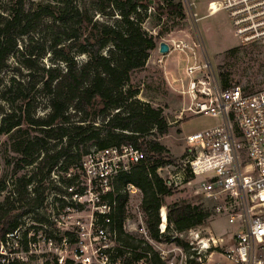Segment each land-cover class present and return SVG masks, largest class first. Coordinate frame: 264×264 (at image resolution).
Masks as SVG:
<instances>
[{
    "label": "trees",
    "instance_id": "trees-1",
    "mask_svg": "<svg viewBox=\"0 0 264 264\" xmlns=\"http://www.w3.org/2000/svg\"><path fill=\"white\" fill-rule=\"evenodd\" d=\"M72 1L27 5L26 0H12V6L0 14V135L15 137L16 168H31L29 174L14 181L0 203V240L24 219L44 225V232L51 236L53 223L46 205L54 207L55 214L66 206L82 208L71 201V195L80 192L75 187L83 157L93 150L133 145L141 150V160L128 172L116 175L110 191L101 197L110 205L106 217L113 238L108 251L112 262L168 264L148 240L160 243L165 233H172L171 242L192 258L185 257L184 263L199 264L180 235L204 225L212 213L202 203L182 201L165 206V197L173 195L174 189L166 186L158 170L173 160L157 139L168 133L169 125L163 110L139 99V89L130 85L132 74L146 68L149 54L161 38L159 33L153 37L142 29L147 9L182 17V4L99 0L107 2V10L101 8L99 13L113 18L108 23L84 20ZM42 29L48 30L49 45L38 50L34 35ZM23 38L27 44L19 49ZM47 54L48 66L43 63ZM79 56L85 60L79 61ZM6 71L11 72L8 78ZM224 76L220 74L223 89L237 86L227 84ZM39 110L44 111L42 117L37 116ZM128 185L140 193L139 209L148 240L124 229L129 218ZM69 188L74 189L69 192ZM50 194L51 202L46 203ZM164 206L166 226L161 233ZM104 219L95 214L99 226L104 227ZM65 236L71 245L75 243L70 233Z\"/></svg>",
    "mask_w": 264,
    "mask_h": 264
},
{
    "label": "built area",
    "instance_id": "built-area-1",
    "mask_svg": "<svg viewBox=\"0 0 264 264\" xmlns=\"http://www.w3.org/2000/svg\"><path fill=\"white\" fill-rule=\"evenodd\" d=\"M182 2L184 17L193 30L194 39L161 38L156 50L159 53V44L164 42L168 52L161 54L156 64L162 65L172 52L182 54L186 81L177 79L180 89L176 92L188 103L183 104L180 115L211 116L217 118L218 123L186 135L181 159L160 168L158 173L166 186L174 190L195 182L196 193L212 215L225 216L229 224L238 228L232 246L225 252L228 261L233 264H264L255 255L256 246L264 244V89L250 93L239 86L221 87L200 39L197 25L202 17L195 13L193 2ZM206 10L207 15L224 11L240 44L264 40V0H213L207 3ZM196 51L200 59L196 58ZM141 158V150L133 145L93 150L84 156L78 168V186L75 187H79L80 192L71 195V201L82 208L66 206L56 216L52 211L51 236L44 232V225L24 219L23 224L0 240V264H46L45 252L36 255L43 248H47L54 257L48 261L49 264H119V261L112 262L108 252L113 246L112 233L107 226L109 218L106 217L110 213V205L101 197L110 191L116 175L128 172ZM166 169L168 175L163 177L161 173ZM52 178L56 179L55 175L52 174ZM127 189L129 196L139 193L133 186L128 185ZM52 196L49 195L46 203L51 202ZM139 203L134 208V215L140 222L141 232L147 236ZM87 205L91 209L88 223L77 222L72 231L57 229L62 224L60 220H68L81 213ZM95 214L105 216L104 227L96 224ZM33 226L37 229L30 228ZM164 230L165 227L160 228L161 233ZM65 233H70L76 240L68 258L61 255L67 248L71 250ZM195 236L197 245L191 250L196 252L198 263L203 264L201 253L209 250L210 245L205 248L203 240L198 238V234ZM209 242L217 246L222 240L208 238L207 244ZM160 254L165 257L164 253ZM35 259L37 263H31ZM137 263L145 264L143 260Z\"/></svg>",
    "mask_w": 264,
    "mask_h": 264
},
{
    "label": "rangeland",
    "instance_id": "rangeland-1",
    "mask_svg": "<svg viewBox=\"0 0 264 264\" xmlns=\"http://www.w3.org/2000/svg\"><path fill=\"white\" fill-rule=\"evenodd\" d=\"M12 0H0V14H4L5 9L12 6ZM62 0H26L27 5L31 3L36 4H51L58 5ZM163 5L168 1L183 3V0H155ZM195 4V13L198 17H202L198 22V31L201 36V41L204 44L206 54L208 55L216 75L220 81V74H224V79L227 84L236 83L237 86L246 89L247 91L256 92L264 89V40H259L250 44H240L231 31V25L227 15L224 11L217 12L213 15H207V3L213 0H190ZM73 5L80 9L83 14V19L92 18L93 21L113 23V18L101 15L99 9L107 10V2L99 0H73ZM148 11L150 13H148ZM147 18L142 24V29L155 37L158 33L161 38H190L194 39L193 30L190 27L185 17L178 15H169L168 13L161 14L154 12L152 8L147 9ZM187 17V15H186ZM90 30L91 24L87 26ZM50 35L48 30H40L34 35L36 41L35 47L39 49H46L49 45ZM160 38V39H161ZM158 39L156 44H158ZM26 38L18 42V48L23 49L26 45ZM157 48V46H156ZM161 57V54L156 49L150 52L146 63V68L142 71L134 72L130 78V85L139 89L138 98L149 102L155 108L163 110V116L166 119L169 129L168 133L159 137L157 140L162 144L167 156L173 162L179 161L184 154L185 147L184 137L194 132L213 127L218 123L217 118L206 115L189 116L180 115V110L183 104H187L188 100L180 96L176 89H180V84L177 79L182 78L186 81L184 74L185 58L178 52L170 53L162 65H157L156 60ZM196 58L200 59V54L196 51ZM79 61L85 60L84 56L78 57ZM44 65H50L49 54L43 59ZM5 77H10L11 72L6 71ZM1 103V101H0ZM44 111L39 110L37 116L42 117ZM30 135L33 131L28 132ZM25 135V133L23 134ZM15 137L10 135H0V203L3 201L7 192L12 190L14 181L23 175L30 173L31 168L25 167L22 169L16 168L18 161V154L15 153L13 143ZM161 175L167 177L168 170H163ZM4 185V188H1ZM3 190V192H2ZM140 200V193L129 196L128 201V216L129 219L125 223L124 229L135 235L136 237L146 238L140 230V222L136 215H134V208ZM188 203H202V197L196 193L195 182L185 188L174 190V194L165 197L164 204L168 206L176 202ZM50 203V202H48ZM47 214L50 217L54 215L52 208L46 205ZM88 206V207H87ZM85 210L76 215H72L68 220H60L62 224L57 226L59 231H72L77 222L88 223L91 216V209L87 205ZM165 206L163 207L164 210ZM44 210V211H45ZM54 212V211H53ZM61 212V210H60ZM57 214H55L56 216ZM235 225L228 223L227 217L222 215H212L204 225L188 231L180 236L184 242H187L190 247H196L198 238L202 239L204 245H210V249L206 252L202 251L203 264H233L225 258V252L233 244V236L238 232ZM172 233H165L160 243L148 240L152 247L164 253L168 262L174 264H182L185 262V257L192 259L185 251H179L175 244L171 242ZM175 235H173L174 237ZM213 238L222 240V243L213 246L211 242L207 244V239ZM88 245V242H86ZM71 250L67 248L61 255L64 258L70 257ZM46 254V260L52 261V254L47 248L40 249V253L36 255ZM191 253V251H189ZM193 252V251H192ZM195 260H196V252ZM51 254V255H49ZM186 255V256H185ZM256 257L264 261V244L258 245L255 248ZM44 261V259L42 260ZM198 263V261L196 260ZM31 263H37L36 259ZM120 264V263H119ZM138 264V263H136Z\"/></svg>",
    "mask_w": 264,
    "mask_h": 264
},
{
    "label": "bare ground",
    "instance_id": "bare-ground-1",
    "mask_svg": "<svg viewBox=\"0 0 264 264\" xmlns=\"http://www.w3.org/2000/svg\"><path fill=\"white\" fill-rule=\"evenodd\" d=\"M213 14H210V15H213ZM160 215H161V220H162L161 221L162 224L160 228L163 229L165 227V222H166V211L162 209ZM204 247L205 248L207 247L206 244L204 245Z\"/></svg>",
    "mask_w": 264,
    "mask_h": 264
},
{
    "label": "water",
    "instance_id": "water-1",
    "mask_svg": "<svg viewBox=\"0 0 264 264\" xmlns=\"http://www.w3.org/2000/svg\"><path fill=\"white\" fill-rule=\"evenodd\" d=\"M168 52V47H167V44L164 43V42H161L159 44V53L160 54H166Z\"/></svg>",
    "mask_w": 264,
    "mask_h": 264
},
{
    "label": "crops",
    "instance_id": "crops-1",
    "mask_svg": "<svg viewBox=\"0 0 264 264\" xmlns=\"http://www.w3.org/2000/svg\"><path fill=\"white\" fill-rule=\"evenodd\" d=\"M157 52H158V51H157ZM162 209H164V208H162ZM162 209H161V210H162ZM161 210H160V213H161ZM161 221H162V220H161ZM161 224H162V223H161ZM160 227H161V225H160ZM222 242H223V241H222Z\"/></svg>",
    "mask_w": 264,
    "mask_h": 264
}]
</instances>
